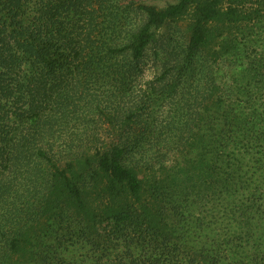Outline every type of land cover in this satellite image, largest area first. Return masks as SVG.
<instances>
[{"label": "trees", "instance_id": "trees-1", "mask_svg": "<svg viewBox=\"0 0 264 264\" xmlns=\"http://www.w3.org/2000/svg\"><path fill=\"white\" fill-rule=\"evenodd\" d=\"M156 1L0 0V264H264V0Z\"/></svg>", "mask_w": 264, "mask_h": 264}, {"label": "rangeland", "instance_id": "rangeland-1", "mask_svg": "<svg viewBox=\"0 0 264 264\" xmlns=\"http://www.w3.org/2000/svg\"><path fill=\"white\" fill-rule=\"evenodd\" d=\"M158 5L163 6L165 2H162L161 0H157ZM191 21L189 18H183L182 20L179 21V23L175 26L168 27V28H163L159 30V38L160 40H163V35H166L170 30L174 31V38H177L178 41L180 42H185L188 40L190 31H191ZM157 50V45L152 44L147 52V58L144 62V69H145V75H144V80L151 79L155 73L159 70L160 68V62L158 59V56L156 54ZM98 192H93L92 193V198L97 197ZM97 201V200H96ZM53 215V211H52Z\"/></svg>", "mask_w": 264, "mask_h": 264}]
</instances>
